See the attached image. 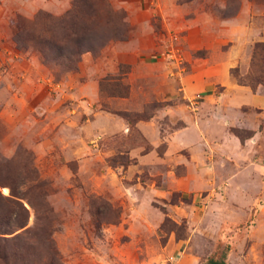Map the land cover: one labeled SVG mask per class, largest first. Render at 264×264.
<instances>
[{
  "label": "rangeland",
  "instance_id": "rangeland-1",
  "mask_svg": "<svg viewBox=\"0 0 264 264\" xmlns=\"http://www.w3.org/2000/svg\"><path fill=\"white\" fill-rule=\"evenodd\" d=\"M190 1L194 0H181ZM109 2L114 9L125 11L112 0ZM200 3L204 8H215L217 22L241 20L264 28V0ZM74 9L75 0H0V208L7 209L3 196L23 203L29 211V216L22 213L14 218L16 222L29 221L27 228L31 231L24 239L36 251L23 256L26 263L36 264L41 259L39 263L46 264L53 246L63 264H180L183 249L176 245L181 244L200 255L202 261L235 248L234 259L239 261L254 244L249 235L257 232L259 223L264 227V171L247 182L257 189L253 194H231L234 199L242 196L254 201L244 213L230 210L226 180L209 177L207 185L200 187L186 179L183 170H178L176 179L129 175L127 170L135 160L121 154L122 150L107 157L101 153L102 148L114 149L121 138L101 141L88 135L82 144L79 131L66 124L65 111L70 101L65 96L70 85L83 82L95 72L97 59L109 46L121 41L112 40L101 50L84 53L76 72L47 65L37 47L50 46L48 40L54 32L60 36L58 19ZM99 10L101 21L90 26L95 45L100 36L120 24L117 16L106 17L103 5ZM125 13L128 33L122 41L133 37L135 29ZM106 19L110 21L108 26ZM154 25L159 33L156 18ZM177 36L169 38L173 43L165 54L172 70L183 72L184 51L179 43L176 45ZM257 43L260 42L254 44L248 62L239 67L241 78H253L258 73L252 64ZM232 45L227 44L225 49ZM204 53L197 52L196 56ZM85 56H91L93 63H86ZM120 68L116 75L100 79L105 107V100L120 98L113 94L126 92L125 86L131 95V85L125 77L132 66L121 64ZM116 78L121 79V86H115ZM161 107L162 104L149 103L141 116L151 117ZM112 109L116 115L125 113L117 111L118 106ZM136 114H131V122L125 120L133 124ZM150 150L147 147L144 153ZM261 152H257L258 158L264 156V148ZM234 217L246 219L231 223ZM258 255L264 261V245L252 257Z\"/></svg>",
  "mask_w": 264,
  "mask_h": 264
},
{
  "label": "crops",
  "instance_id": "crops-1",
  "mask_svg": "<svg viewBox=\"0 0 264 264\" xmlns=\"http://www.w3.org/2000/svg\"><path fill=\"white\" fill-rule=\"evenodd\" d=\"M112 1L127 12L135 27L133 37L109 46L97 59L95 72L69 86L65 96L70 101L65 111L67 126L79 131L82 144L88 135L101 141L121 138L114 149L102 148L101 153L107 157L122 150L121 154L135 160L127 170L129 175L176 179L178 170H183L185 178L198 186L207 185L209 177L226 180L230 210L246 213L254 201L242 196L234 199L231 194H253L256 188L247 182L264 171L259 163L264 156L259 159L256 155L264 148V87L253 90L240 85L231 72L248 62L256 42H264V28L241 20L217 22L215 8H204L200 3L204 0ZM155 18L160 22L159 33ZM173 34L178 35L176 45L179 43L184 51L183 72L173 71L165 54L172 46L169 38ZM229 43L233 45L225 49ZM200 51L205 52L204 56L197 57ZM85 62L93 63L92 57L85 56ZM121 64L132 66L125 77L131 95L105 100V107L100 79L119 73ZM196 95L203 100L195 110L190 101ZM155 102L162 107L150 119L133 124L112 109L118 106L117 111L142 114L147 104ZM147 147L151 150L144 153ZM224 189L227 191V187ZM245 219L234 217L230 221L242 223ZM262 225L259 223L257 232L249 235L254 243L249 253L235 261L234 248L227 254L229 264H252L253 260L264 264L263 257H252L264 245ZM176 247L183 249L180 264H204L208 259L202 261L200 255L182 244Z\"/></svg>",
  "mask_w": 264,
  "mask_h": 264
},
{
  "label": "trees",
  "instance_id": "trees-1",
  "mask_svg": "<svg viewBox=\"0 0 264 264\" xmlns=\"http://www.w3.org/2000/svg\"><path fill=\"white\" fill-rule=\"evenodd\" d=\"M75 5L76 9L68 11L58 19L56 27L57 30H61L60 36L54 32L50 40H48L50 46L41 45L37 47V51L47 65H55L67 73L78 70L84 53L101 50L112 40L122 41L126 39L125 35L128 33L125 11L114 9L109 0H75ZM100 5L107 9L105 12L106 17L117 16L120 19V24L118 28L110 31L107 35L100 36L95 45L91 42L94 38H92L93 30L90 26L101 21L99 20ZM105 23L108 26L110 21L106 19ZM58 39L61 40L60 43L56 42ZM252 64L258 68V73L253 78L249 76L241 78L238 69L232 70L231 73L238 84L256 90L260 85L264 86V42L255 45ZM114 80L115 86L122 85L120 78ZM100 90L102 92L101 85ZM125 91L124 94L118 96L113 94L112 97H128L129 90L127 86H125ZM131 114L125 112L119 115L131 122ZM142 114H136L133 123L150 119V116L143 117L141 116ZM2 199L7 202V209L2 211L0 208V264H27L23 256L36 251L33 244L27 243L24 239V236L31 231L30 228H27L29 221L27 219L25 222H16L14 218L22 213L29 216V211L19 201L3 196ZM30 205L36 211L35 206L33 204ZM21 230L22 232L18 233ZM47 259L48 262L46 264H63L53 246L50 248L49 254H47ZM40 260H37L36 264H40ZM204 264H229L227 262V254L222 253L219 257L211 256Z\"/></svg>",
  "mask_w": 264,
  "mask_h": 264
},
{
  "label": "built area",
  "instance_id": "built-area-1",
  "mask_svg": "<svg viewBox=\"0 0 264 264\" xmlns=\"http://www.w3.org/2000/svg\"><path fill=\"white\" fill-rule=\"evenodd\" d=\"M203 97L201 95H196L191 101H190V106L193 109H197L202 102Z\"/></svg>",
  "mask_w": 264,
  "mask_h": 264
}]
</instances>
